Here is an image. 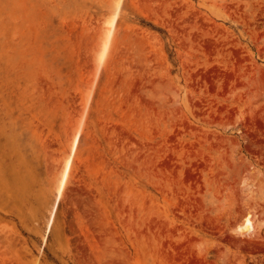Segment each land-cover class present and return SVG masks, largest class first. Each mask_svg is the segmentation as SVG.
<instances>
[{"label": "rangeland", "instance_id": "374dc122", "mask_svg": "<svg viewBox=\"0 0 264 264\" xmlns=\"http://www.w3.org/2000/svg\"><path fill=\"white\" fill-rule=\"evenodd\" d=\"M0 264H264V0H0Z\"/></svg>", "mask_w": 264, "mask_h": 264}, {"label": "bare ground", "instance_id": "6f19581e", "mask_svg": "<svg viewBox=\"0 0 264 264\" xmlns=\"http://www.w3.org/2000/svg\"><path fill=\"white\" fill-rule=\"evenodd\" d=\"M115 21H116V16L113 18V20L111 22L108 23L110 25V29L107 30V32H108L107 33V39L110 37L111 30L115 24ZM102 57H104V53H103ZM102 57H101V59H102ZM78 143H79V135L77 134L74 137L73 142H72L73 151L76 149ZM71 169H72V160L70 157L65 162L63 170L61 172V177L59 179V183H58V187H57V193H58L59 199H60L61 195L63 194L65 187L68 183L70 173H71ZM254 225H255L254 221L252 220L250 214H247L245 216L243 222L237 226L236 232H238L239 234H242V235H248V234L252 235L256 231V228Z\"/></svg>", "mask_w": 264, "mask_h": 264}]
</instances>
